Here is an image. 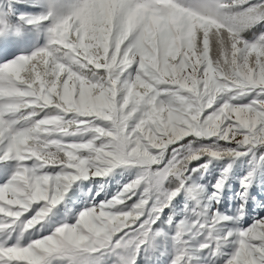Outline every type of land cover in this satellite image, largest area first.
<instances>
[{
	"label": "snow or ice",
	"instance_id": "1",
	"mask_svg": "<svg viewBox=\"0 0 264 264\" xmlns=\"http://www.w3.org/2000/svg\"><path fill=\"white\" fill-rule=\"evenodd\" d=\"M0 264H264V0H0Z\"/></svg>",
	"mask_w": 264,
	"mask_h": 264
}]
</instances>
